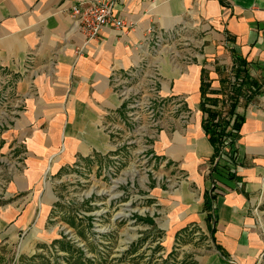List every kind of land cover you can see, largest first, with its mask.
<instances>
[{
    "label": "crops",
    "instance_id": "obj_1",
    "mask_svg": "<svg viewBox=\"0 0 264 264\" xmlns=\"http://www.w3.org/2000/svg\"><path fill=\"white\" fill-rule=\"evenodd\" d=\"M85 1L91 0H0V76L14 72L18 92L27 97L17 125L4 134L2 152L21 138L24 145L15 154L24 150L26 158L7 194L0 196L10 199L0 209V229L8 225V233L16 236L37 222L43 231L54 202L52 180L81 157L111 149L100 124L115 121L113 112H124L110 76L143 53L158 61L163 93L187 99L182 110L188 118L165 117L154 144L157 154L187 174L173 190L155 189L166 215L159 228L172 235L192 224L210 230L206 264H261L264 239L256 217L264 200V0H121L116 12L126 28L106 26L88 42L70 16L72 6ZM180 27L184 30L177 41L158 57L148 54L154 35L167 36ZM144 40L143 51L136 49ZM235 54L246 59L259 90L239 97L235 113L242 123L231 141L233 149L229 145L234 170L209 172L220 141L213 146L203 127L202 71L216 91L210 95L220 103V96L233 95L218 90L221 84L231 85ZM187 55L192 59L186 62ZM28 64L36 75L22 72ZM215 180L220 187L210 195Z\"/></svg>",
    "mask_w": 264,
    "mask_h": 264
},
{
    "label": "rangeland",
    "instance_id": "obj_2",
    "mask_svg": "<svg viewBox=\"0 0 264 264\" xmlns=\"http://www.w3.org/2000/svg\"><path fill=\"white\" fill-rule=\"evenodd\" d=\"M228 90L221 84L218 92L225 94ZM26 106L27 99L22 112ZM109 123L100 124V128L111 144ZM24 142L15 138L16 149ZM156 154L147 162L111 148L66 166L52 180L54 202L43 231L37 222L16 236L8 233L10 226L1 227L0 264H206L205 255L212 246L210 230L192 224L172 235L159 228L166 215L155 189L173 190L187 174L171 161L161 167L157 161L162 155ZM25 158L22 150L13 164L0 165V196L7 194L14 174L24 169ZM9 200L0 198V209ZM257 209L256 224L264 239V200ZM208 217L214 223L211 210ZM260 260L264 264V256Z\"/></svg>",
    "mask_w": 264,
    "mask_h": 264
},
{
    "label": "built area",
    "instance_id": "obj_3",
    "mask_svg": "<svg viewBox=\"0 0 264 264\" xmlns=\"http://www.w3.org/2000/svg\"><path fill=\"white\" fill-rule=\"evenodd\" d=\"M121 0H91L73 5L70 16L73 24L81 29L87 36L86 42L96 39L100 36L106 26L113 27L120 31L126 28L125 20L116 12V6ZM183 27L176 28L167 33V36L161 34L154 35L148 54L158 57L163 47L177 41L182 35ZM145 41H138L135 48L143 51ZM192 57L187 55L184 60L190 61ZM37 73L34 68L28 64L22 72ZM0 76V165L13 164L17 158L15 154L16 144L9 147L8 153H3L4 134L6 131L17 125L19 115L23 109V103L27 98L21 95L15 84L14 72H4ZM161 67L156 60H149L147 55H140L139 60L133 65L123 68V70H113L110 76V83L113 92L119 100L118 108L124 112L121 116L117 112L116 120L109 123L111 132V148L113 152L125 151L136 156L151 161L154 156L155 148L151 141L157 136L162 128L164 118L168 115L179 114V117L187 119V112L183 111L187 99L185 96L174 93H163L161 85ZM230 87L229 93H234V88L240 86V78L236 72L229 73ZM34 83H30V90L33 91ZM254 89V87H253ZM228 93V92H227ZM220 103L211 108H219V112L214 119L215 122L222 120L232 121L236 118V113L231 116L229 112L232 102L229 96H220ZM208 114H206V117ZM125 118V119H124ZM233 125L230 123L223 127L225 134L220 138L218 151L215 153L214 161L210 171H219L220 169L232 172L235 162V155L230 153L229 145L232 138L227 134ZM153 151V152H152ZM150 154V156L148 155ZM157 156L159 154H156ZM117 160V155L113 156ZM115 165L118 164L114 161ZM167 159L160 157L157 161L161 167L166 166ZM179 169V168H178ZM180 170V169H179ZM181 172V171H180ZM182 173V172H181ZM184 174V173H182ZM181 179L182 175L180 176ZM187 179V176H186ZM185 179V180H186ZM241 185V183H240ZM218 181L215 180L212 185L211 193H215L219 188ZM214 191V192H213Z\"/></svg>",
    "mask_w": 264,
    "mask_h": 264
},
{
    "label": "trees",
    "instance_id": "obj_4",
    "mask_svg": "<svg viewBox=\"0 0 264 264\" xmlns=\"http://www.w3.org/2000/svg\"><path fill=\"white\" fill-rule=\"evenodd\" d=\"M237 68V76L241 78V83L239 88H235L233 95H230L232 102L229 107L230 115L235 114L236 107L239 102V97L241 95H247V97L252 96L255 92L259 90V84L257 80L253 79L248 71L247 61L243 57L239 56L238 54H235V66ZM226 82L227 79H222V82ZM254 87V90H251V88ZM249 90L251 93L249 94ZM216 91L211 88V81L209 78H207L205 74V70L202 71V81H201V109L203 113H207V117H203V127L204 130L210 140V142L213 144V146L217 147L218 142L220 141V138L225 134V130H223V127H226L229 124V121L222 120L215 122V118L219 111L211 108L209 105H218L219 98L211 96L210 94H215ZM242 118L239 116H236L235 123L233 124L232 129L227 133L230 137H238L237 130L241 127ZM231 144V143H230ZM233 149V144H231ZM235 149V148H234ZM211 201L212 197L207 196L206 198V208L209 210L211 208Z\"/></svg>",
    "mask_w": 264,
    "mask_h": 264
}]
</instances>
